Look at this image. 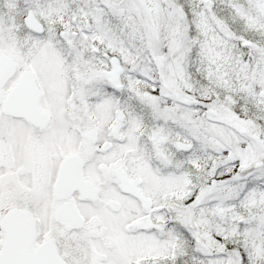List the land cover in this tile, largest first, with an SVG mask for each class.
Masks as SVG:
<instances>
[{
	"label": "snow or ice",
	"instance_id": "obj_1",
	"mask_svg": "<svg viewBox=\"0 0 264 264\" xmlns=\"http://www.w3.org/2000/svg\"><path fill=\"white\" fill-rule=\"evenodd\" d=\"M0 264H264V0H0Z\"/></svg>",
	"mask_w": 264,
	"mask_h": 264
}]
</instances>
